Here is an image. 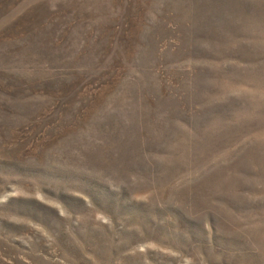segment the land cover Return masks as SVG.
Listing matches in <instances>:
<instances>
[{
	"label": "rangeland",
	"instance_id": "obj_1",
	"mask_svg": "<svg viewBox=\"0 0 264 264\" xmlns=\"http://www.w3.org/2000/svg\"><path fill=\"white\" fill-rule=\"evenodd\" d=\"M0 264H264V0H0Z\"/></svg>",
	"mask_w": 264,
	"mask_h": 264
}]
</instances>
